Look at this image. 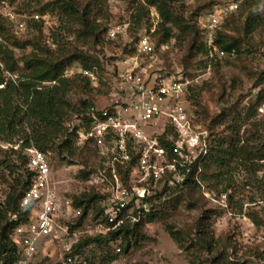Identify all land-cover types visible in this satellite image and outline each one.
<instances>
[{"label":"rangeland","instance_id":"374dc122","mask_svg":"<svg viewBox=\"0 0 264 264\" xmlns=\"http://www.w3.org/2000/svg\"><path fill=\"white\" fill-rule=\"evenodd\" d=\"M52 1L54 0H0V26L5 32L0 40L14 49L21 68L24 59L31 52H38L45 57L78 49L83 50L87 56H94L99 62L93 71L85 70L78 61L65 71L67 77L76 78L69 96L75 110L71 112L66 126L69 132H75V128H78L76 135H71L77 149L74 156L67 151L60 154L55 149L47 152L52 168L50 187L56 193L60 208L57 217L59 238H46L39 246L37 259L44 262H57L61 259L64 244L69 239L68 234L74 230L79 232L80 242L106 234L103 233L106 227L105 215L95 217L96 212L93 210L81 226L72 227L81 214V209L74 206L73 198L82 193H91L104 198L100 200L101 206L109 204L115 182L114 173L122 178L121 171L126 170L128 164L115 158L117 151L114 149V137L111 134L99 135L96 130L91 129L92 123L88 129L84 117L91 116L93 119V115L98 116V112L123 104L126 100L125 88L122 87L120 78V61L127 54L126 47L133 49L129 53L135 51L141 28H135L132 15L135 8L144 2L74 0L80 8V14H87L91 22L97 20L96 23L107 27V31L98 29L96 38L89 32L85 34L76 18L65 15L61 10L52 9ZM170 1L175 13L183 17L185 24L193 32L180 35L179 29L173 27L175 37L163 44L159 43V34L154 36L158 42V56L150 72L167 73L176 77L183 75L191 81L186 105L194 114L197 128L206 131L211 146L217 138L230 137V120L234 117L235 125L242 127L244 141L257 144L261 140L264 144V0H257L253 5L262 17V25L248 36L242 29L244 17L250 10L245 8L246 0ZM229 2L237 3L238 8L228 14L217 37L221 34L228 41L232 38L240 39L239 50L220 54L221 50L211 51L208 47L203 26L214 5ZM156 11L155 6L149 8V21L143 29L150 25L151 29L150 23L156 18ZM36 14L41 15L40 19L34 17ZM102 15L108 16V19L101 18ZM37 22L42 24L41 29L36 25ZM160 22L161 20L156 30L159 29ZM119 25L125 29L113 38L109 32ZM200 42L209 49L208 56L197 53L196 47L192 48ZM6 75L16 78L19 73L6 72ZM84 77L87 79H83ZM84 104L89 107L85 109ZM227 113H230L229 119L223 121L222 118ZM217 120L220 122L217 123ZM152 126H144L150 142L162 132L159 126ZM133 140H129L128 150L132 158L137 159L140 150L143 151L148 143L138 141L139 138L136 139L138 143ZM12 148L20 150V144L0 140V203L5 201L16 178L24 174L25 167L17 159L18 154L11 152ZM136 166L137 164L132 166L130 178L127 184L124 182L125 185L145 186L152 195L163 192L161 198L166 211L156 221L146 223L142 227L146 238L131 240L128 251L118 253L116 261L108 262V258L117 254L116 248L120 246L121 239L109 244L86 246L77 254L78 264H203L210 255L195 248L181 249L166 226L172 225L185 242L189 243L199 236L197 223L205 211L209 212L208 221L212 222L211 232L219 250L226 257L249 264H264V199L257 197L260 195L257 192L259 183L252 180L244 169L234 167L233 174H230L234 181L233 187L224 191L225 184L201 180L203 166L201 173L197 174L199 185L195 189L177 187L178 172H168L155 182L143 170L136 169ZM171 179L174 184L170 185ZM254 218L258 222H254Z\"/></svg>","mask_w":264,"mask_h":264},{"label":"trees","instance_id":"16d2710c","mask_svg":"<svg viewBox=\"0 0 264 264\" xmlns=\"http://www.w3.org/2000/svg\"><path fill=\"white\" fill-rule=\"evenodd\" d=\"M256 1L246 0L244 3L246 5L245 8L250 9L246 13V17H244L245 20L242 26L246 36L254 33L263 22L258 10L253 8ZM50 4L53 6L52 9L61 10L65 15L76 18L83 27L85 34L89 32L97 38L98 29L102 28V31H107L106 26L103 27L102 24L96 23L97 20H94L96 22L93 23L87 14H80V8L77 7L74 0H54ZM151 6L156 7L161 19L159 29L153 34L154 36L160 35V44L169 42L175 37L173 27L179 29L180 35L182 33L188 35L193 32V29L191 30L185 24L183 17L175 13L170 0H144L143 3L135 8L132 18L135 28H141L140 32L150 29L151 25L147 29H143V26L149 21V8ZM88 10L91 13V10ZM101 18L108 19V16L102 15ZM36 25L40 29L42 28L40 22H37ZM197 32L199 34L200 31L198 30ZM3 35H5V32L0 26V36L3 37ZM180 35H178L179 38ZM216 42L226 52L231 53L236 49L239 50L240 39L238 38H232L228 41L226 36L219 34ZM195 45L192 48L196 47L197 53L205 56L209 55V49L203 42H200L198 46L197 44ZM125 51L131 52L133 49L129 50L126 47ZM29 55L28 58L24 59V65L21 68L15 57L14 49L0 40V140L20 144V150L12 148L11 152L18 154L17 159L25 167L23 176L16 178V183L7 194L5 201L0 203V264H15L18 260V245L11 235L18 225L28 219L31 210V206L22 207L20 205L21 198L31 185L34 177V172L27 167V150L36 148L47 154L50 149H55L60 154L67 151L71 156L76 155L77 146L72 142L71 135H76L78 128H75V132H69V128L66 126L71 112L75 110L71 100H69V96L76 78L67 77L65 71L76 61L80 62L83 68L88 71H93L94 67L99 65L97 58L87 56L83 50L78 49L69 50L59 55H46L45 57L38 52H31ZM6 72L19 73V75L13 78L12 76H7ZM83 79L87 78L84 77ZM84 107L87 109L89 105L84 104ZM229 114H225L222 118L223 121L229 119ZM84 119L89 129L93 119L91 116H85ZM230 121L232 123L229 126L230 137L217 138L215 144L210 145L209 153L202 158L201 163L197 160L190 167L183 168L181 174L184 175V179L181 182H177V187L195 189L199 185L196 178L197 174L201 173V171L198 173L199 167L203 166L204 172L202 170L201 180L225 184L223 190L228 191L234 184L231 178L233 169L238 166L251 175L250 178L252 180H256L259 183L257 192L260 195L257 197L264 199V144H262L261 140L257 144H249L244 141L241 135V125H235V117ZM219 122L217 120V123ZM170 132L171 129L168 127L166 132L160 135L158 139L160 145L167 151L168 159L175 161L177 154L174 146L172 142L167 140V134ZM136 162L137 159L133 157L126 163L128 168L121 171L123 182L126 184L130 178L132 166H135ZM206 171L209 174H206ZM259 173H261L260 176ZM166 186L169 187L168 185ZM162 194L163 192H160L148 198L152 204L151 208L149 211L142 210L139 220H128L117 230L84 239L76 245L72 255L77 258V254L86 246L91 244H109L120 239L122 240L119 244L121 252L128 251L131 240L146 238L142 233V227L148 222L156 221L166 211L161 198ZM102 198V196L92 195L91 193H82L74 196V206L81 209V214L76 224L72 227L81 226L91 210L96 212L95 217L106 216L109 204L101 206L100 200ZM125 210L123 209L122 211ZM135 214H138V210L135 211ZM209 216L208 211L202 214L197 223L200 234L189 243L185 242L180 232L175 230L172 225L168 224L166 230L181 249L190 250L195 248L196 250L207 252L210 256L204 260L203 264H249L246 261H238L234 258L226 257L219 250L217 241L211 232L212 222L208 221ZM254 222H258V219L254 218ZM122 243H125V245L122 246ZM118 253L120 252L110 256L108 262L116 261L119 257Z\"/></svg>","mask_w":264,"mask_h":264},{"label":"built area","instance_id":"2783aa9c","mask_svg":"<svg viewBox=\"0 0 264 264\" xmlns=\"http://www.w3.org/2000/svg\"><path fill=\"white\" fill-rule=\"evenodd\" d=\"M237 8V3L229 2L224 5L216 4L209 11L203 27L211 51L221 50L220 54L225 52L216 42L217 32L228 14ZM154 14L156 18L152 19L151 29L139 33L135 51L127 52L120 61V78L122 87L125 88L126 100L123 104L100 112L98 116L93 115L91 129L96 130L99 135L111 134L114 137V149L117 151L115 158L123 164L132 159L128 150L130 139H134V143H138L137 138L140 142L148 143L143 151L140 150L137 168L133 169L143 170L155 182L168 172H178L177 182H180L184 179L181 170L190 167L197 160L201 163L202 158L209 153L210 143L206 131L197 128L194 114L186 105L191 81L183 75L176 77L167 73L150 72L158 56L153 34L161 20L157 11ZM34 17L40 19L41 15L36 14ZM124 29L119 25L109 33L114 38ZM148 125L159 126L160 131L162 130L159 135L164 134L168 127L171 129L167 140L174 146L177 154L175 161L168 159L167 151L160 145L158 136L152 142L148 140L144 130V126ZM90 132L93 134L92 130ZM27 153V167L34 172V177L21 198L20 205L31 206V210L28 219L18 225L11 235L18 245V260L15 264H78L77 258L72 255L76 245L80 243L77 230L68 234L69 239L64 244L59 261L44 262L37 259L39 246L44 239L59 238L57 217L60 204L55 191L50 187L52 168L48 155L36 148L28 149ZM200 171L201 167L198 173ZM114 178L103 233L117 230L128 220H139L142 210L149 211L152 205L148 200L152 194L147 187L125 185L116 173ZM169 184H174V180H169ZM123 209L126 210L122 211ZM116 250L121 252V247L117 246Z\"/></svg>","mask_w":264,"mask_h":264}]
</instances>
